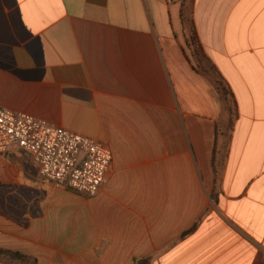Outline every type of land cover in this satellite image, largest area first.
Masks as SVG:
<instances>
[{
  "label": "crops",
  "instance_id": "crops-1",
  "mask_svg": "<svg viewBox=\"0 0 264 264\" xmlns=\"http://www.w3.org/2000/svg\"><path fill=\"white\" fill-rule=\"evenodd\" d=\"M180 2L0 0V107L111 153L92 197L0 155V183L32 190L24 214L0 201V264H264V0L188 8L229 108L182 51Z\"/></svg>",
  "mask_w": 264,
  "mask_h": 264
},
{
  "label": "built area",
  "instance_id": "built-area-1",
  "mask_svg": "<svg viewBox=\"0 0 264 264\" xmlns=\"http://www.w3.org/2000/svg\"><path fill=\"white\" fill-rule=\"evenodd\" d=\"M11 148L25 152L53 187L86 197L97 194L111 161L109 149L100 142L0 107V155Z\"/></svg>",
  "mask_w": 264,
  "mask_h": 264
},
{
  "label": "trees",
  "instance_id": "trees-1",
  "mask_svg": "<svg viewBox=\"0 0 264 264\" xmlns=\"http://www.w3.org/2000/svg\"><path fill=\"white\" fill-rule=\"evenodd\" d=\"M192 0H182L180 3V19L183 28L184 44L182 51H187L194 61L193 69L204 75L208 80L215 86L217 92L220 95V98L226 104V107L229 108V93L225 89L222 80L216 74L213 66L208 63L207 58L205 57L200 45L198 44L196 34L192 28L191 21L185 18V8L189 7ZM14 257L22 258L14 254ZM23 259V258H22Z\"/></svg>",
  "mask_w": 264,
  "mask_h": 264
},
{
  "label": "rangeland",
  "instance_id": "rangeland-1",
  "mask_svg": "<svg viewBox=\"0 0 264 264\" xmlns=\"http://www.w3.org/2000/svg\"><path fill=\"white\" fill-rule=\"evenodd\" d=\"M181 2H182V0H181ZM188 8L189 7L185 8V18L186 19H188ZM9 158L10 157H8V156H4L1 160L5 165H8L6 167H12L14 169H17V167L20 164H18L16 162L15 163L12 162V156H11V161ZM4 164H3V167H4ZM10 174L12 175L13 178H15L14 173H10ZM26 185L27 184L25 182H23L22 180L21 181H14V182H12V181L6 182L5 184L0 183V201H2L4 204L8 203V208H9L8 210H9L10 214H12V215L24 214L25 204L26 205L30 204L29 201H30L31 196H32V190L27 189L25 187ZM8 259L9 260H17V259L21 260V258H18V257H13V258H8Z\"/></svg>",
  "mask_w": 264,
  "mask_h": 264
}]
</instances>
